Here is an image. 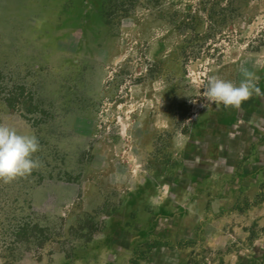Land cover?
<instances>
[{
  "label": "rangeland",
  "instance_id": "374dc122",
  "mask_svg": "<svg viewBox=\"0 0 264 264\" xmlns=\"http://www.w3.org/2000/svg\"><path fill=\"white\" fill-rule=\"evenodd\" d=\"M0 124V264H264V0H0Z\"/></svg>",
  "mask_w": 264,
  "mask_h": 264
},
{
  "label": "clouds",
  "instance_id": "9594fccd",
  "mask_svg": "<svg viewBox=\"0 0 264 264\" xmlns=\"http://www.w3.org/2000/svg\"><path fill=\"white\" fill-rule=\"evenodd\" d=\"M240 72L243 79L238 85L218 76L209 77L204 90L207 100L225 108L239 109L254 92L260 94L261 90L254 82L259 77L243 65ZM39 150L40 142L35 134H21L15 128L0 124V181L11 183L39 168L41 161L34 158Z\"/></svg>",
  "mask_w": 264,
  "mask_h": 264
}]
</instances>
